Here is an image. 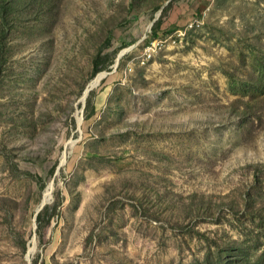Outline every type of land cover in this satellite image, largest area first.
<instances>
[{
    "label": "rangeland",
    "instance_id": "374dc122",
    "mask_svg": "<svg viewBox=\"0 0 264 264\" xmlns=\"http://www.w3.org/2000/svg\"><path fill=\"white\" fill-rule=\"evenodd\" d=\"M7 19L0 264H264V120L233 102L264 95V0H10Z\"/></svg>",
    "mask_w": 264,
    "mask_h": 264
},
{
    "label": "trees",
    "instance_id": "16d2710c",
    "mask_svg": "<svg viewBox=\"0 0 264 264\" xmlns=\"http://www.w3.org/2000/svg\"><path fill=\"white\" fill-rule=\"evenodd\" d=\"M9 8H10V0H0V17H1V24H0V74L2 73V69L4 68V64L6 62V53H7V39H8V35H9V28H8V13H9ZM154 34L155 33V29L153 31ZM105 43L101 45V47H99L98 49L101 50L102 48H104ZM100 53V52H99ZM98 53V55H99ZM94 65H93V73L98 72L101 67L98 66V63L96 60H93ZM258 100H255V102L249 103L251 101V99H247L246 101H239V99L234 100L233 102H237L238 104V108L240 110H245L246 108H252L254 106V104L259 103L258 106V112L256 114H254V112H251L249 114H246L243 112V114L248 115V120L250 121V123L252 124L255 119L256 120H264V95L260 98H257ZM245 102V103H244ZM90 107V97H87V103L85 105V108ZM92 110H93V106H92ZM262 111V113H260ZM262 114V117H261ZM88 117V114L85 116ZM246 130V129H245ZM246 133L248 134V130H246ZM38 216H40V213L38 214Z\"/></svg>",
    "mask_w": 264,
    "mask_h": 264
},
{
    "label": "bare ground",
    "instance_id": "6f19581e",
    "mask_svg": "<svg viewBox=\"0 0 264 264\" xmlns=\"http://www.w3.org/2000/svg\"><path fill=\"white\" fill-rule=\"evenodd\" d=\"M145 53H146L147 56H150V55H151V54H150V50H147ZM146 55H145V56H146ZM100 72H101V71H100ZM102 76H103V73H102V72L99 73V74H97L96 77L90 82V84H89L88 87H90V86L96 84L97 81H98ZM81 101H82V100H81ZM53 186H54L53 182L50 181V182L48 183L47 187L45 188L44 193H43V199H42V202H43V203H45V202H47V201H49V200L51 199ZM34 247H35L34 245L31 246V248L29 249V252H32V251L34 250Z\"/></svg>",
    "mask_w": 264,
    "mask_h": 264
},
{
    "label": "water",
    "instance_id": "95a60500",
    "mask_svg": "<svg viewBox=\"0 0 264 264\" xmlns=\"http://www.w3.org/2000/svg\"><path fill=\"white\" fill-rule=\"evenodd\" d=\"M89 89H90V87H87V88H86L84 98H85L86 94L88 93ZM38 210H39V209H38ZM38 210H37V211H38Z\"/></svg>",
    "mask_w": 264,
    "mask_h": 264
},
{
    "label": "built area",
    "instance_id": "2783aa9c",
    "mask_svg": "<svg viewBox=\"0 0 264 264\" xmlns=\"http://www.w3.org/2000/svg\"><path fill=\"white\" fill-rule=\"evenodd\" d=\"M151 48H153V45H149L145 50H150Z\"/></svg>",
    "mask_w": 264,
    "mask_h": 264
}]
</instances>
